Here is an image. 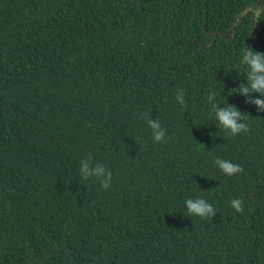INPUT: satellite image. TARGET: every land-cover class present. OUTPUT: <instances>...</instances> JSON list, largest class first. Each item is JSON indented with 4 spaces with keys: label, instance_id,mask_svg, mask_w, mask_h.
Wrapping results in <instances>:
<instances>
[{
    "label": "trees",
    "instance_id": "1",
    "mask_svg": "<svg viewBox=\"0 0 264 264\" xmlns=\"http://www.w3.org/2000/svg\"><path fill=\"white\" fill-rule=\"evenodd\" d=\"M249 47L264 0H0V264H264V112L229 95ZM212 92L247 133L220 129Z\"/></svg>",
    "mask_w": 264,
    "mask_h": 264
},
{
    "label": "clouds",
    "instance_id": "2",
    "mask_svg": "<svg viewBox=\"0 0 264 264\" xmlns=\"http://www.w3.org/2000/svg\"><path fill=\"white\" fill-rule=\"evenodd\" d=\"M241 66L246 72V83L239 86L238 89H232L229 95H240L245 97L246 103L254 104L259 112H264V54L254 52L251 47L243 49ZM252 94H258V99H251ZM177 102L181 106H185L184 93L180 90L176 96ZM210 104V110L214 113L221 130L230 136H237L241 132L249 131L246 123L242 122L244 115L235 106L220 107L214 92L207 96ZM142 117L147 118L149 127L152 130V136L155 142H167L165 140V132L161 128L158 120H152L148 113L142 114ZM219 170L228 177L235 176L243 172L240 165L234 164L231 161L217 158L214 161ZM80 175L84 180L96 179L100 182L103 189L107 190L110 187L112 173L103 165L93 164L91 157H88L80 163ZM187 213L189 216H197L202 219H209L216 215L213 205L203 198L187 199L185 201ZM231 207L238 213L243 212V201L233 199Z\"/></svg>",
    "mask_w": 264,
    "mask_h": 264
}]
</instances>
